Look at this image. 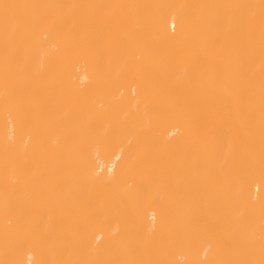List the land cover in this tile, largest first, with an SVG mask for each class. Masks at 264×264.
Here are the masks:
<instances>
[{
	"label": "bare ground",
	"instance_id": "bare-ground-1",
	"mask_svg": "<svg viewBox=\"0 0 264 264\" xmlns=\"http://www.w3.org/2000/svg\"><path fill=\"white\" fill-rule=\"evenodd\" d=\"M0 264H264V0H0Z\"/></svg>",
	"mask_w": 264,
	"mask_h": 264
}]
</instances>
